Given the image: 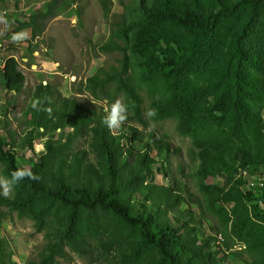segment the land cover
Masks as SVG:
<instances>
[{
    "label": "trees",
    "instance_id": "16d2710c",
    "mask_svg": "<svg viewBox=\"0 0 264 264\" xmlns=\"http://www.w3.org/2000/svg\"><path fill=\"white\" fill-rule=\"evenodd\" d=\"M132 1L133 17L101 47L121 52L120 66L91 77L87 87L97 93L114 85L139 119L144 92L154 122L175 121L177 133L190 139L191 175L220 220L226 250L212 235L200 238L204 215L192 209L197 201L184 182L156 183V175L168 177V141L145 140L134 127L113 133L101 124L103 111L42 85L22 111L24 136L17 139L9 124L0 133L8 179L19 168L17 149L35 154L36 134L42 136V153L29 168L39 180L24 179L10 197L0 195V208L44 234L31 264L83 256L94 241L100 255L116 254L121 264H227L235 244L245 247L247 264H264V186L243 191L245 173L264 174V0ZM51 16L32 15L21 28L30 26L33 40ZM0 68L7 92L20 95L18 62L10 57ZM67 129L65 138L51 137ZM85 136L87 149L74 150ZM219 175L224 187L208 183ZM0 264H17L2 237Z\"/></svg>",
    "mask_w": 264,
    "mask_h": 264
},
{
    "label": "rangeland",
    "instance_id": "374dc122",
    "mask_svg": "<svg viewBox=\"0 0 264 264\" xmlns=\"http://www.w3.org/2000/svg\"><path fill=\"white\" fill-rule=\"evenodd\" d=\"M134 4L132 0H0V15L8 21L7 28L0 23V63L13 57L25 77L23 92L12 96L5 88L0 68V133L4 134L5 125L9 124L7 129L16 133L17 139L24 136L25 122L21 114L29 103L34 89L39 85L49 87L52 93L75 99L84 107L104 113L105 107L110 106L117 99L126 104L124 96L115 91L114 85L109 84L104 92L98 90L96 93L92 88L87 87V84L91 77L102 78L103 72H109L111 68L120 66L122 53L104 52L101 51V47L111 40L117 28L128 24L133 17L131 12L135 11L131 10ZM39 13L53 14V16L45 23L41 35L31 40L30 26L21 28V25L27 23L30 16ZM20 31L28 32V39L13 43L12 35ZM141 96L143 98L140 107L141 119L128 110L127 121L112 132L127 131V128L134 127L138 130L139 136L145 140L153 135L170 143L172 154L167 165L168 177L158 174L156 183L168 185V182L174 178L184 182L195 195L198 204V207L197 204L195 206L191 204L192 209L197 212L199 209L204 215L200 238L212 235L216 237V243L226 250L220 220L208 209L199 186L191 175L195 163L190 154L192 150L190 139L181 137L177 133L174 120L154 122L147 117L149 100L144 92H141ZM150 125H154L151 130H149ZM68 133L67 129L56 132L51 137L61 139ZM127 135L130 137V134ZM43 141L42 136L36 134L35 154L27 148L17 149L19 168L29 169L38 161L43 150ZM87 145L88 137L85 136L76 140L73 148L87 149ZM180 170H184V177L181 176ZM0 176L7 178L2 165H0ZM244 177L247 180L243 188L245 192H257L256 184L264 181V174L253 177L245 173ZM250 182H254L255 186L251 187ZM208 183L224 187L226 177L219 175L209 179ZM220 234L224 242L218 241ZM0 237L9 242L17 264L34 263L45 242L44 234L35 232L31 220L19 218L16 213H8L5 208H0ZM228 243L232 244L230 240ZM244 248L242 244H235L227 252L229 254L227 264H247L248 257L244 253ZM99 253L97 242L94 241L87 254L79 256L69 253L67 260L60 261V264H121L116 254L106 256Z\"/></svg>",
    "mask_w": 264,
    "mask_h": 264
},
{
    "label": "clouds",
    "instance_id": "9594fccd",
    "mask_svg": "<svg viewBox=\"0 0 264 264\" xmlns=\"http://www.w3.org/2000/svg\"><path fill=\"white\" fill-rule=\"evenodd\" d=\"M75 7V5H73ZM0 23L4 24L5 28L8 27V21L4 18L3 15H0ZM29 37L28 32L20 31L12 35L11 39L13 43L27 40ZM39 101H33L32 107L36 110H39ZM46 111L51 112L50 109ZM106 115L101 119V124L106 126L109 131L119 129L128 118V108L127 105L120 99L115 100L110 106L105 107L104 109ZM156 115L155 110L149 109L146 112V116L151 118ZM154 125H150L149 130H151ZM39 180V177L35 175L30 169L27 168H18L11 173V179L0 176V195H3L5 198H8L12 195L14 187L19 184L22 180Z\"/></svg>",
    "mask_w": 264,
    "mask_h": 264
},
{
    "label": "bare ground",
    "instance_id": "6f19581e",
    "mask_svg": "<svg viewBox=\"0 0 264 264\" xmlns=\"http://www.w3.org/2000/svg\"><path fill=\"white\" fill-rule=\"evenodd\" d=\"M263 186H264V182L263 181H261V182L258 183V187H263ZM218 241H220V242H223L224 241V239L221 236V234L218 236Z\"/></svg>",
    "mask_w": 264,
    "mask_h": 264
},
{
    "label": "built area",
    "instance_id": "2783aa9c",
    "mask_svg": "<svg viewBox=\"0 0 264 264\" xmlns=\"http://www.w3.org/2000/svg\"><path fill=\"white\" fill-rule=\"evenodd\" d=\"M250 185H251V187H254L255 183L254 182H250ZM256 186H258V183L256 184Z\"/></svg>",
    "mask_w": 264,
    "mask_h": 264
}]
</instances>
